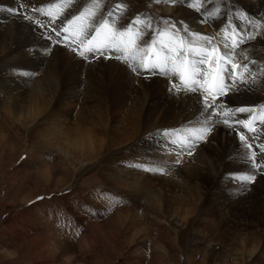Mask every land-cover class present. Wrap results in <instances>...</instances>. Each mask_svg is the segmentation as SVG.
Instances as JSON below:
<instances>
[{
	"label": "rangeland",
	"instance_id": "rangeland-1",
	"mask_svg": "<svg viewBox=\"0 0 264 264\" xmlns=\"http://www.w3.org/2000/svg\"><path fill=\"white\" fill-rule=\"evenodd\" d=\"M41 1L35 0L33 4L25 1L23 8L29 10V17L52 26L55 33L52 39L56 43L72 45L74 53L83 61L98 57L117 60L136 77L163 75L171 80L166 72L172 70V61L164 65L156 56L158 47L164 48L169 43V37H161L159 32L167 30L170 25H175L173 31L178 30L186 43L195 48L204 47L211 53L199 56L198 61L204 59L207 64V59L214 56V46L201 43L199 38L190 35L193 32L189 21L193 16L188 17L184 9L199 16L212 34L221 31L234 34L232 38L238 47L250 50L251 56L264 62V13L260 12L264 11V0H44L46 3L42 4ZM166 4H170L174 12H169ZM5 8L9 14L16 12L11 7ZM85 9H90L95 16L84 21V24L92 25L88 29L89 35L78 37L80 22H69ZM137 19L149 21L151 27L136 24ZM105 20L116 30L132 26L130 39L135 41L132 45L136 49L135 60L125 61L121 58L124 53L114 50L105 49L103 54L85 51L88 40L95 35L93 29ZM139 30L142 32L137 36ZM143 48L151 50L144 51ZM5 49L0 53V63L8 62V59L2 60L4 53L12 52L13 48L8 44ZM81 51L85 52L83 56L79 54ZM194 53L189 56L185 50L183 56L192 60ZM165 55L172 56L173 53ZM141 59L149 65L160 64L164 70L161 67L145 69L140 64ZM197 66L202 68L199 63ZM60 68V86L41 97L42 109L35 117L16 120L3 114L2 103L12 99L15 92L0 88V264H264V214L253 216L250 211L240 209V215H235L237 207L231 204L234 196L224 203L223 211H218L223 197L216 195L213 187L210 193L203 188L176 189L165 182L171 180V172L161 167L163 163H152L139 156L138 142L143 136L140 134L152 133L154 129L142 126L139 100L136 103L131 99L139 94L132 90L128 81L134 80L128 75L123 74L122 89L116 92L118 99L124 98L129 103L125 110L120 114L105 115L104 107L95 106L94 113L102 110V122L113 135L108 138L100 123L96 122L93 132L98 140L101 139L98 143L102 144L97 155H76L58 149L61 133L75 129L80 115H90V103L85 106L76 96L80 90L90 86L91 96L102 98L103 105L113 100L112 93L106 88L110 73L108 75L101 69L102 79L93 72L85 74L80 70L79 62L72 68L66 65ZM241 71L242 82L248 78L253 82L261 80L260 75L250 77L252 72L248 73L247 67H241ZM11 74L15 76L14 72L7 76ZM208 74L210 79L207 84H202H206L205 89L212 87L211 77L217 75L214 69H209ZM30 75L33 85L43 77L40 72H31ZM174 76L175 84L180 86V74ZM229 76H225L226 88L218 97L217 92L211 95L204 93L203 88H197L195 92L203 98L208 96L209 102L215 98L214 104L221 107L225 104L222 100L234 90L227 83ZM236 81L241 83L238 79ZM28 92L22 95L25 97ZM256 97L260 101L255 106L229 105L234 108L232 112L221 111L220 115L212 109L213 116L222 119L220 123L233 127L236 124L233 118L244 121L247 115L260 109L262 118L252 120L244 136L261 143L264 139V87L258 88ZM95 102L98 105V101ZM238 107L252 111L244 113ZM31 117L34 118L31 120ZM226 119L230 122L225 123ZM197 128L166 132L176 146L191 149L196 142L207 143V138L212 135V131L202 132L200 127ZM114 141L115 145L112 144ZM187 154L180 152L172 163L173 167L182 169ZM245 182L253 186L255 180L246 179ZM140 192L155 193L156 199H152L155 203L149 204ZM187 208L191 213L185 218ZM178 209L179 216L174 211Z\"/></svg>",
	"mask_w": 264,
	"mask_h": 264
},
{
	"label": "bare ground",
	"instance_id": "bare-ground-1",
	"mask_svg": "<svg viewBox=\"0 0 264 264\" xmlns=\"http://www.w3.org/2000/svg\"><path fill=\"white\" fill-rule=\"evenodd\" d=\"M25 1H29L33 4L35 0ZM25 1L0 0V53H3L6 50L5 48L8 44L13 48L12 52L8 50L7 53H4L2 60L6 61L8 59V62L0 63V88L15 92L12 99L2 103L3 106L1 110H3V114L16 120L27 119L29 116L35 117L38 115L42 109L40 103L41 97L44 94L52 93L53 90H55V88H57L60 84V67L63 65L72 68L75 65L77 66V62H79L81 71L85 72V74H90V72L92 74L93 72L101 79L102 73L100 70L102 69L107 72L108 75L109 73L111 74L106 88L107 91L112 93V102H106L104 103V106L102 98L99 99L98 97L91 96L92 90H89L90 86L87 85V88L83 87L84 89L80 90L76 96H78L80 100L86 104L85 106L90 103L88 106L89 108L87 107L90 115H87L88 117L85 114L80 115L81 117L77 120L78 123L76 128L74 127L75 129H69L68 131L61 133L60 136L62 141L58 148L61 151L69 150L72 154H79L83 156L88 154L94 157L97 155L98 150L102 146V144L100 145L98 143L101 139L98 140L93 132V126L96 122L100 123L99 125H101L104 132L108 134V138L113 136L111 134V130H109L106 124L102 122L104 121L102 120L101 115L103 114L102 110L101 112L94 113L96 108L95 106L104 107L103 112H105V115H112L114 113L116 115L125 110V108H127V104L129 103H127L124 98L118 99L116 92L122 87L123 74L128 75L130 80L133 79L134 81L130 82L126 80V82L128 81L132 90H137V94H139L138 96H133L131 99H135L136 103L137 100H139V117L141 116L143 119L142 126H152L154 129L152 133L146 132L140 134V136H143L142 138H139L138 142L139 148H141L139 156L142 158L144 157L151 162H158L159 164L160 162L163 163L164 165H161V167L167 168L169 169L167 172H171V180L165 182L171 183L170 186H175L177 187L176 189H178V187L179 189L184 190L203 188L205 192L209 191L210 193V188L213 187L214 193L223 197L220 201L223 202V205H219V209H217L218 211H223L226 206V204L224 206V203H227L228 200L234 196L233 203L231 204L237 207L234 210L235 215H240V209L250 211L253 216L264 214V167L257 166L264 165V151H261V149H264V139L261 143H256L257 141L252 142V140L247 138L242 141L240 138L241 135H245L247 132L246 128H249V125L251 126V122H253L254 119L262 118L260 109H255V112L250 115L246 114L248 118L244 121H240V118L237 117L233 118L232 121H236V124L234 123L235 125L233 127H228L225 124H222L223 122L220 123L219 121L222 119L214 118L212 113V109H215V113L218 115H220L219 112L221 111L229 110V112H232L234 108L229 105L255 106V104L260 101L256 97L258 88L264 87V62L261 63V59L259 61V59L251 56V53H249L250 50L248 52L244 47H233L234 38L232 37H234V34H228V32L224 31L212 34V32L208 30L207 25L201 23V18L199 16H196L191 11L184 9V12L188 14V17L193 16V19H190L189 21V25L192 26L191 31L194 34H197V38L200 36L211 38L210 43L204 40H199L201 43L208 45L211 44L212 47L214 46L213 49H216L214 56L211 58L212 61L211 59H207L208 63L201 65L202 68H200V71L205 74L196 78L198 80V83L195 86L196 89L203 88L204 93H209L211 95L215 94V88L211 87L212 84L210 85L211 88L207 89H205V85L207 83L202 85L210 79L208 77V70L214 69L217 74L219 67H225L227 70L231 69L232 64L240 65V67L234 72L226 71V75L228 74L229 76L230 74L229 77H233L231 80L228 78L229 80L227 83H229L231 88L234 87V90L228 93L226 99L222 100V103H225L223 106L216 107L215 104L212 106L210 105L212 104V101L209 102L210 104H206L205 99L200 95V93L195 91L187 92L184 90L187 87H185L182 81H180V86L177 85V83L175 84V76L172 70H167L166 72L168 79L171 78L169 81L165 79L163 75H153L144 78L136 77L121 62L107 57H98L88 62L83 61L82 57H79L74 53L72 45L68 44L66 46L65 44H61V42L59 44L52 39V36L55 35V33H53L54 31L52 30V26L46 25L47 22L45 24V22H40L38 19L36 21L32 18L33 16L29 17V10L27 8H23ZM42 3H46V1L42 0L41 4ZM169 5L166 4L167 10L171 13L174 12ZM5 6H8L9 8L11 7L13 12L14 10L16 12L13 14L7 13L9 11L5 8ZM260 12L264 13V11ZM187 19L189 20V18ZM179 29L181 30V28ZM224 33L228 35H225ZM145 43L146 41L144 44ZM225 45L228 46L225 47ZM158 52L163 55H165V53H169L171 55V52L167 50V47L160 48L159 46ZM220 55L226 56L230 62L219 60L218 57ZM198 57L197 53H194L192 60L198 62ZM247 62L249 63L248 66ZM44 65L46 67L45 69L43 67ZM169 66H171V62L169 63ZM245 66L249 70L247 71L248 73L252 72L250 73V77L252 75H260L258 77H260L261 80L259 82H253L250 78H248L246 82L244 81L245 83L242 82L244 76L242 74L241 67ZM10 72H14L15 76L12 77V74L7 76ZM31 72H40L43 75V77L38 79L34 85L31 81ZM200 79L201 81L199 82ZM236 79H238L242 84L237 83ZM211 81H213L212 77ZM256 82L260 84L257 85ZM172 83L174 85H172ZM88 84H90V82H88ZM209 89H211V91H209ZM27 91L29 92L26 93L24 97L22 94H25ZM219 95L220 93H218L216 97ZM95 100L98 101V105ZM239 109L243 108L238 107V110ZM244 113L248 112L244 111ZM34 117H31V120ZM228 122H230V120ZM258 123L256 124L258 125ZM193 126L196 127V129H198L197 127H200L201 130L208 129L209 131H212V135L207 138V143L196 142L192 145L191 149H187V147L179 148V146H176V144L170 140L172 137H170L169 133L166 132L168 130L176 131V129L180 128H191ZM199 134H201V132H199L198 135ZM115 142L116 141L112 144L115 145ZM249 144L252 145L251 148L247 147ZM180 152H184L185 154L188 152L186 155L187 158L185 160L183 159L184 164L182 169L173 167L172 164L177 156H179L178 154H180ZM253 153H255L254 156ZM167 165H169V167ZM241 177L254 179V185L250 186L249 183L245 182L246 179H241ZM230 187H232V189ZM178 191L180 192V190ZM140 195L142 198L147 200L149 204L155 203L152 200L156 199L155 193H141ZM259 205L263 206L260 207ZM174 211L176 215H181L179 209ZM185 211L186 212L183 216L186 218V216L190 215L191 211L189 208ZM234 213H231V215L235 216Z\"/></svg>",
	"mask_w": 264,
	"mask_h": 264
},
{
	"label": "snow or ice",
	"instance_id": "snow-or-ice-1",
	"mask_svg": "<svg viewBox=\"0 0 264 264\" xmlns=\"http://www.w3.org/2000/svg\"><path fill=\"white\" fill-rule=\"evenodd\" d=\"M173 2H178V0H173ZM95 16V13L92 12L90 9H85L84 12H82L79 16L74 17L73 21H70L69 24H72L73 22H80V31L77 33V36H87L89 35L88 29L92 28L91 24H84L85 20H89L92 17ZM136 24H143L146 27H151V24L147 20H139L135 22ZM175 29V25H170L169 28L165 31H160L159 35L161 37L167 35L169 37V43L165 47H167V50L171 53H173L172 56L164 55L161 57V53L157 52L156 56L160 59H162L163 64L166 65L169 60L172 61V72L174 74L179 73L180 79L184 83L185 87L190 88L191 90L195 91L196 84L198 83V80L196 79L198 76L202 75L200 69L197 66V63L199 65H203L206 61L204 59H200L198 62L193 61L191 59H188L183 56L184 51L187 50L188 55L190 56L193 52L197 53L198 56L203 57L206 54L211 55V53L208 52L205 48H195L192 46V44H188L185 42L184 38L179 35V31H173ZM67 31V29H65ZM95 32V35L92 36V39L88 40L87 46L85 47V51L88 52H100L103 54L105 49H108L110 51H117V52H123L124 56L121 57L125 61L132 59H136V49L132 47V45L135 43V41L131 40L130 37L132 36V26H129L126 30H116L109 27L108 20H105L103 23H100L99 27H95L93 29ZM142 30L137 31L136 35L139 36L141 34ZM59 35V33H57ZM193 37H195L197 34H190ZM125 37H129V39H125ZM200 40L207 41L208 43L211 42V38L206 36H200ZM83 42V41H82ZM156 41H153V44H155ZM228 45H225L227 47ZM233 47L237 46V41H233ZM144 51H150L151 49H142ZM213 52L216 51V49L212 50ZM81 56L85 54L84 51H81L79 53ZM221 61H228V58L224 55H220L218 57ZM140 64L143 68L148 69L150 67H161L160 64H153L149 65L146 63L143 59H141ZM240 65L232 64L231 69H227L225 67H219V71L217 72V75L213 77V84L212 87L215 88V91L218 93L223 94L225 90V76L226 71H232L234 72L237 68H239ZM246 67V66H245ZM161 70L163 71L164 68L161 67ZM133 71H136L134 68ZM229 79H233V77H228ZM207 83V82H206ZM175 87V86H174ZM211 91V89H209ZM205 103L207 104L209 102V97L206 96ZM212 103H215V98L212 99ZM245 109H239V111H244ZM247 111L251 112V109H247ZM227 119L225 120V123H227ZM202 132L208 131V129H202ZM254 131V129H253ZM200 138H203V135L200 136ZM241 140L243 141L245 139L244 135H241ZM247 147L251 148L252 145H247ZM261 151H264V149H261ZM255 153H253V156ZM258 167H264V165H257ZM241 179H252L249 177H241Z\"/></svg>",
	"mask_w": 264,
	"mask_h": 264
}]
</instances>
